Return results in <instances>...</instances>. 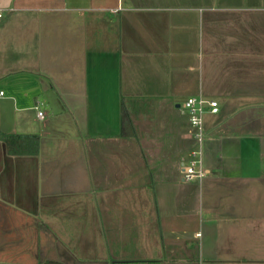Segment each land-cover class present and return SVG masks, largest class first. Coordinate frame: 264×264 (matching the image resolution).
Instances as JSON below:
<instances>
[{
  "label": "crops",
  "instance_id": "1",
  "mask_svg": "<svg viewBox=\"0 0 264 264\" xmlns=\"http://www.w3.org/2000/svg\"><path fill=\"white\" fill-rule=\"evenodd\" d=\"M0 14V264H264V0H0ZM197 94L219 110L207 175L187 180L182 100ZM123 96L143 98L135 130ZM5 133L38 150L13 153Z\"/></svg>",
  "mask_w": 264,
  "mask_h": 264
},
{
  "label": "built area",
  "instance_id": "2",
  "mask_svg": "<svg viewBox=\"0 0 264 264\" xmlns=\"http://www.w3.org/2000/svg\"><path fill=\"white\" fill-rule=\"evenodd\" d=\"M2 95L4 91H0V96ZM208 108H211L213 113L218 112L219 102L203 94L188 96L182 103L183 112L189 114L190 132L195 139V146L182 162L183 176L187 180L203 179L207 175L204 164V143L206 139L205 115ZM38 114L43 117L44 112L40 110Z\"/></svg>",
  "mask_w": 264,
  "mask_h": 264
},
{
  "label": "trees",
  "instance_id": "3",
  "mask_svg": "<svg viewBox=\"0 0 264 264\" xmlns=\"http://www.w3.org/2000/svg\"><path fill=\"white\" fill-rule=\"evenodd\" d=\"M142 97H127L123 96L121 99V112H122V128L127 124L135 130L133 124L134 114H138V111L142 109L139 105L142 104ZM4 140L9 145L13 153L22 154L28 153L30 149L37 151L39 144V137L36 134H18V133H5L2 135ZM43 264H64L61 261L53 260L47 261Z\"/></svg>",
  "mask_w": 264,
  "mask_h": 264
},
{
  "label": "rangeland",
  "instance_id": "4",
  "mask_svg": "<svg viewBox=\"0 0 264 264\" xmlns=\"http://www.w3.org/2000/svg\"><path fill=\"white\" fill-rule=\"evenodd\" d=\"M185 100H186V98L182 100V103H183ZM188 115H189V114L187 113V116H188ZM184 117H185V116H184Z\"/></svg>",
  "mask_w": 264,
  "mask_h": 264
},
{
  "label": "water",
  "instance_id": "5",
  "mask_svg": "<svg viewBox=\"0 0 264 264\" xmlns=\"http://www.w3.org/2000/svg\"><path fill=\"white\" fill-rule=\"evenodd\" d=\"M177 106H180V104H178Z\"/></svg>",
  "mask_w": 264,
  "mask_h": 264
}]
</instances>
